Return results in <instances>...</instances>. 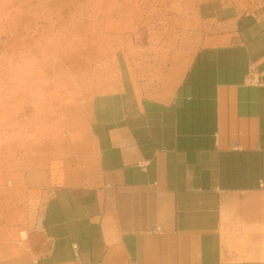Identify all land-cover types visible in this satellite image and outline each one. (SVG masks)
I'll use <instances>...</instances> for the list:
<instances>
[{
  "label": "crops",
  "instance_id": "1",
  "mask_svg": "<svg viewBox=\"0 0 264 264\" xmlns=\"http://www.w3.org/2000/svg\"><path fill=\"white\" fill-rule=\"evenodd\" d=\"M219 2L189 58L91 125L84 173L44 205L36 264H264V20Z\"/></svg>",
  "mask_w": 264,
  "mask_h": 264
},
{
  "label": "rangeland",
  "instance_id": "2",
  "mask_svg": "<svg viewBox=\"0 0 264 264\" xmlns=\"http://www.w3.org/2000/svg\"><path fill=\"white\" fill-rule=\"evenodd\" d=\"M207 1L0 0V264H36L44 205L84 173L91 125L195 52ZM219 3L264 20V0Z\"/></svg>",
  "mask_w": 264,
  "mask_h": 264
}]
</instances>
